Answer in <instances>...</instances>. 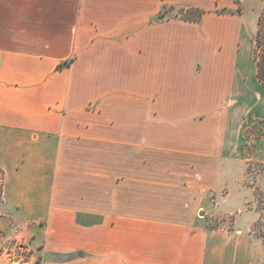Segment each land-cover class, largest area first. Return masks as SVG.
<instances>
[{"label":"crops","instance_id":"crops-1","mask_svg":"<svg viewBox=\"0 0 264 264\" xmlns=\"http://www.w3.org/2000/svg\"><path fill=\"white\" fill-rule=\"evenodd\" d=\"M190 8L198 20L181 18ZM263 12L264 0H0V219L40 231V264H264L240 184L243 128L262 126L264 164ZM211 202L239 215L210 226Z\"/></svg>","mask_w":264,"mask_h":264},{"label":"rangeland","instance_id":"rangeland-1","mask_svg":"<svg viewBox=\"0 0 264 264\" xmlns=\"http://www.w3.org/2000/svg\"><path fill=\"white\" fill-rule=\"evenodd\" d=\"M255 47V45H254ZM238 60L241 62L246 74L253 79L255 65L252 60V42L243 37L241 44L239 45ZM231 52V49H228ZM235 50V47H234ZM220 52L224 51L219 50ZM218 52V51H217ZM241 143L244 146V155L242 159L250 157V160L246 163V170L243 178L240 180V184L243 187H247L252 192L250 199L246 201L247 209H254L258 213L252 225V230L257 235L264 238V180L261 174L264 172V164H260L255 159V137L263 134L261 125H250L247 128H243L240 132ZM241 164H232V168L235 171L241 170ZM264 175V174H263ZM1 180V179H0ZM1 187V184H0ZM214 202V201H213ZM208 207V215H210V226H227L229 227L236 215H239L236 211L228 209V211L222 213L214 210V204ZM259 215V216H258ZM40 231L34 232L31 237L27 238L23 232V229L14 228L7 225L6 222L0 219V262L7 263H26V264H40L39 249L41 247L40 240L38 238Z\"/></svg>","mask_w":264,"mask_h":264},{"label":"trees","instance_id":"trees-1","mask_svg":"<svg viewBox=\"0 0 264 264\" xmlns=\"http://www.w3.org/2000/svg\"><path fill=\"white\" fill-rule=\"evenodd\" d=\"M180 15L185 20H198L203 13L202 10L196 8L180 9ZM254 52L253 60L256 64L257 78L264 86V12L259 16L257 22V30L254 35Z\"/></svg>","mask_w":264,"mask_h":264}]
</instances>
